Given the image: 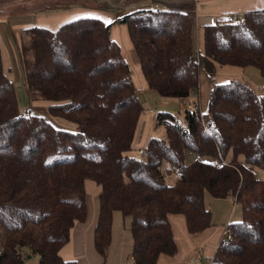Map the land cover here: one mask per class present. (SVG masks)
<instances>
[{"label": "trees", "instance_id": "obj_1", "mask_svg": "<svg viewBox=\"0 0 264 264\" xmlns=\"http://www.w3.org/2000/svg\"><path fill=\"white\" fill-rule=\"evenodd\" d=\"M117 21L127 25L148 88L192 109L159 111L164 136H150L135 155L143 105L111 23L85 16L55 31L24 29L30 98L48 101L50 116L73 129L19 109L0 49V264H23L25 249L39 264H78L60 251L86 219L87 180L100 187L94 245L103 258L115 211L129 219L132 264L174 255L169 215L183 214L191 234L204 231L212 226L209 193L232 198L242 218L227 224L208 264H264V177L254 170H264V95L244 79L213 80L216 64L252 66L264 77V8L205 26L203 53L193 48L186 13L140 9ZM201 70L213 83L206 114ZM187 153L196 155L190 164Z\"/></svg>", "mask_w": 264, "mask_h": 264}, {"label": "crops", "instance_id": "obj_2", "mask_svg": "<svg viewBox=\"0 0 264 264\" xmlns=\"http://www.w3.org/2000/svg\"><path fill=\"white\" fill-rule=\"evenodd\" d=\"M66 1L68 2H64V0H0V7H2L0 10V49L4 71L17 90L19 109L41 115L55 126L70 129H73V125L68 121L60 117L50 116L48 101H34L30 98L22 52L21 33L24 29L41 26L55 31L64 23L85 16L100 18L105 23L110 22L112 38L119 44L122 54L130 64L131 69H134L143 78L144 75L129 37L127 25L117 21L125 14L140 9H167L186 13L192 21L193 48L197 52L203 53L205 26L222 21L235 13H243L249 9L264 8V0H87V4H83V2L78 0H75V2L72 0ZM3 7L6 10L7 7H23L25 12L7 15ZM247 68L216 64V73L213 80L215 83H226L230 80L244 79L251 83L259 94L264 95V86H261L264 82V77L256 69V75L258 74L260 77L257 75L254 79V74H252L250 76L252 80H250ZM132 79L138 90L139 87L134 80V74H132ZM141 80L142 88L150 90L145 77V81ZM212 84L208 74L201 70L199 93L200 107L204 114L208 112L209 94ZM151 91H145L138 97L142 103L143 100L144 102L146 101L145 97H148L149 101L153 103H158L159 106L156 105L155 109H164L176 113L186 108L187 104H189V101L178 98H161L158 93ZM172 106L175 107L174 111L169 110ZM150 136L149 134L139 133L137 130L135 146L138 151L134 152L135 155L142 153L140 149L147 144ZM195 159V154L187 153V164L192 163ZM206 199H214L217 202V207L214 210L212 209V226L198 234H191L187 230L183 214H170L169 221L177 245V252L174 255L160 254L156 264H208L226 233L227 224L239 219L240 209L239 204L232 198H214L209 193H206L205 202ZM86 206V219L74 224L69 241L60 251L61 256L65 260H76L78 264H132V238L129 230V221L127 223L124 219V226L128 225L129 230L126 235L127 244L117 252L111 251L112 246H110L106 258H103L94 245V231L99 214L98 195L92 197L86 192ZM220 221L223 222L220 223ZM24 252L25 259L23 264H39L38 255L31 254L27 249ZM198 256L200 260L195 261Z\"/></svg>", "mask_w": 264, "mask_h": 264}, {"label": "rangeland", "instance_id": "obj_3", "mask_svg": "<svg viewBox=\"0 0 264 264\" xmlns=\"http://www.w3.org/2000/svg\"><path fill=\"white\" fill-rule=\"evenodd\" d=\"M72 1L75 2V0H72ZM78 1L83 2V4H87V0H78ZM64 2H68V1L64 0ZM1 8L2 7H0V10H1ZM13 9L19 13L25 12V9L23 7H14ZM14 10H12L11 12H15ZM247 69H248L247 74H249L248 76H249L250 80H252L250 77V76H252V74H254L253 78L255 79V77L258 75V74L256 75V73H257L256 68L250 66ZM132 74L135 75L134 80H135L137 86L139 87L137 90L138 95L141 96L145 91H151V90L142 88V86H141L142 80L141 79H143V81H145L144 77L142 78L138 74V72H136L134 69L132 70ZM261 78H263V77H261ZM263 84H264V82H263ZM263 84L261 86H264ZM151 92H154V91H151ZM154 93H156V92H154ZM141 98L143 99V97H141ZM145 99H146L145 102H144V100H143V103L141 102L143 104L144 110H143L141 117H140L138 132L142 133V134H149V136L154 135V136H161L162 137V136H164L165 129L163 126L155 127V119H156V116H157L159 111H166V110L155 109V107H156V105H158V103L156 104V103L149 101L148 97H145ZM159 108H165V107H159ZM174 108L175 107L172 106L171 109H169V110L174 111L175 110ZM239 160H244V155H239ZM254 170H255V172L258 173V175H260L261 177H264V170L263 169L255 167ZM85 188H86V192H88V194H90V196H92V197H96V195H98V192L100 190V187L93 180H87ZM216 203L217 202L214 199L213 200L206 199V205L210 209L211 213H212V209L214 210V208L217 207ZM239 209H240V217L238 220H240L242 218V212H241L242 210H241L240 205H239ZM125 220L128 223L129 219L127 218ZM222 222L223 221H220V223H222ZM128 231H129L128 225L126 227L124 226V218H123L122 214L119 211H115L113 213V222H112V240H111V245H110V246H112L111 251L117 252L119 249H122L125 244H127V241H126L127 236L126 235L128 234ZM228 235L230 236V234H228Z\"/></svg>", "mask_w": 264, "mask_h": 264}, {"label": "built area", "instance_id": "obj_4", "mask_svg": "<svg viewBox=\"0 0 264 264\" xmlns=\"http://www.w3.org/2000/svg\"><path fill=\"white\" fill-rule=\"evenodd\" d=\"M242 18H243V13H235V14L229 15L225 19L227 21H229V22H237V21L242 20ZM186 108L192 109L191 104L190 103L187 104V107ZM199 260H200L199 256L195 258V261H199Z\"/></svg>", "mask_w": 264, "mask_h": 264}, {"label": "snow or ice", "instance_id": "obj_5", "mask_svg": "<svg viewBox=\"0 0 264 264\" xmlns=\"http://www.w3.org/2000/svg\"><path fill=\"white\" fill-rule=\"evenodd\" d=\"M110 23V22H109Z\"/></svg>", "mask_w": 264, "mask_h": 264}]
</instances>
